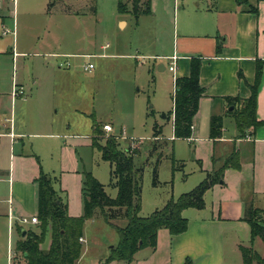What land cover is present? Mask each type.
Wrapping results in <instances>:
<instances>
[{
  "label": "rangeland",
  "instance_id": "1",
  "mask_svg": "<svg viewBox=\"0 0 264 264\" xmlns=\"http://www.w3.org/2000/svg\"><path fill=\"white\" fill-rule=\"evenodd\" d=\"M2 1L7 8L6 28L10 34L4 36L1 33V40L11 42L12 39L16 43V48L13 49L12 45L8 47L9 54L0 55V70L7 71L5 78L8 88H11L14 78L27 89L30 88L33 67L44 59L34 56L36 52L83 55L82 58L71 60L80 64L72 76L64 78L60 74L56 75V79L65 81V96L43 103L49 105L47 117H55L58 130H68L71 125V134L83 133V141L68 142L65 151L50 147L41 150L42 157L39 155L44 173L59 180L55 188L67 203L70 217L78 218L83 214L85 171L92 173L111 198L115 199L118 195L110 163L103 160L97 149L90 147L94 120L101 129L103 124L111 123L113 133L103 134L117 136L122 148L129 145L131 149L139 150L135 165L143 168L140 216L149 217L156 210L163 209L172 199H178L181 194L192 191L200 184L199 181L189 191L182 192L183 187L192 186L191 181L199 173L195 170L200 166L189 143L174 140L172 121L163 118V114L168 115L172 111L171 95H174L175 79L169 72L159 73L155 63L161 61L152 57L164 56L172 50L176 6H179V2L154 0L153 15L141 17L136 25L132 15L120 14L119 0H93L94 3L92 0H85V3L83 0ZM51 3L54 4L53 8L48 10ZM92 7L96 8L97 14L92 13ZM128 8L132 10L131 3ZM121 19L128 21V27L122 28ZM107 44L112 49L119 47L118 51L123 55H134L120 59H87V55L113 52L100 50L102 45ZM139 46L141 51L138 52ZM13 50L26 52L27 55L13 58ZM49 61L54 63L55 59L50 58ZM89 63L94 65L91 72L85 71ZM8 107L10 113V104ZM13 107L17 114V129L43 132L38 129L41 118L34 109L36 102L31 96L18 99ZM226 123L229 129H236L233 118H228ZM160 131L162 139L156 140V134ZM95 137L105 143L102 135ZM187 177L189 181L185 180ZM23 218L31 220L30 215H22L18 219L20 226H15L12 232L11 247L8 224L5 226L0 220V264H9V250L16 252L22 230L40 233V226L22 224L20 220ZM114 223L125 227L127 220H115ZM84 234L88 242L84 246L90 247V250L82 254L78 264H100L102 259L109 258V248L119 243L118 232L103 218L87 221ZM50 242L51 229L48 228L42 250L48 251ZM255 249L264 258L263 242L258 240ZM153 253V249L143 251L137 264L164 262V254L158 262V256Z\"/></svg>",
  "mask_w": 264,
  "mask_h": 264
},
{
  "label": "crops",
  "instance_id": "2",
  "mask_svg": "<svg viewBox=\"0 0 264 264\" xmlns=\"http://www.w3.org/2000/svg\"><path fill=\"white\" fill-rule=\"evenodd\" d=\"M83 2L85 3V0ZM92 2L94 3L93 0ZM178 2L172 50L164 56L152 57L161 61L155 63L159 73H171L168 69L169 58L177 56V78L190 75L192 59L202 61L200 78L206 93L200 101L194 120L192 138L183 140L189 143L200 167L195 170L199 173L191 181L192 186L183 187L182 192L189 191L199 181L203 182L209 173L221 169L235 148L240 152L241 169H229L225 172L223 182L205 194L204 209H187L183 212V216L188 220L185 233L172 236L168 230H160L158 245L153 254L158 256V262L159 257L164 254V262L159 264H243L241 247L255 249L258 240L263 242L260 238L253 241L251 226L242 219L249 207L264 209V125L246 138H239L236 123V129L227 127L226 120L233 118L227 113L233 112L234 107H229L225 99L238 98L245 101L252 95L251 87L255 83L257 61L264 62V0H176V4ZM50 5L48 10L53 8H50ZM6 12L7 8L0 0L2 35L8 30ZM153 13L154 0H151V14ZM94 14H97V11ZM139 20L140 18L135 19L136 25ZM119 22L122 28L128 27L127 20L121 19ZM10 41L3 42L0 36V55L9 54L10 45L13 49L16 48V43L12 39ZM100 50L113 52L87 55V59H120L134 55H123L118 51L119 47L112 49L110 44L102 45ZM137 51H141L140 46ZM26 55V52L13 50V58ZM33 55L44 59L33 67L29 89L15 78L11 88H8L5 78L7 71L0 70V195L4 192L0 198V220L5 226L8 224L10 247L12 232L15 226H20L18 219L22 215H30L31 219L38 217V190L35 181L42 167L39 161V155L43 156L41 150L50 147L56 150L59 147L63 152L67 149L68 142L83 141V133L71 134V125L68 130H58L55 117H47L49 105L43 104L65 96V81L56 79V75L60 74L59 76L64 78L72 76L80 64L71 60L82 58L83 55L52 51L36 52ZM50 58L55 59L54 63L49 61ZM63 68L68 69L70 73ZM15 88L23 89L24 95L14 97ZM30 96L36 102L34 109L41 118L38 129L43 132L17 129V114L13 106L18 99ZM171 97L173 110V95ZM8 104L11 106L10 113ZM52 109L54 110V107ZM52 109L50 111H53ZM213 116L224 117L223 136L216 142L210 139ZM256 117L258 121H264V67L257 93ZM105 125H110L114 130L111 123L103 124L102 129ZM173 138L176 140L174 128ZM155 139L162 137L160 135ZM90 144L92 145V141ZM185 180L189 181V177ZM31 225L39 226L40 221L39 224ZM83 239V245L88 244L85 234ZM51 243L52 241L49 249ZM147 249L150 248L139 251L132 264H137L140 254ZM89 250L90 247L84 246L82 254ZM106 261L107 257L102 259L100 264H107Z\"/></svg>",
  "mask_w": 264,
  "mask_h": 264
},
{
  "label": "trees",
  "instance_id": "3",
  "mask_svg": "<svg viewBox=\"0 0 264 264\" xmlns=\"http://www.w3.org/2000/svg\"><path fill=\"white\" fill-rule=\"evenodd\" d=\"M132 5V10L128 4ZM142 3V4H141ZM51 3L50 8L53 7ZM120 14L130 13L136 20L151 14V0H119ZM95 13L96 8L91 9ZM221 48L219 47V51ZM200 59H192L191 71L188 77L176 79L173 95V110L163 114V118L173 122L176 140H189L193 135L195 117L199 111L201 99L206 89L201 85ZM263 61H257L255 83L251 87L252 95L248 100L226 98L229 107H234L231 115L236 123L239 138L249 134L264 125L256 117L257 93L263 75ZM103 130V131H102ZM224 117L213 116L211 119L210 139L214 142L223 136ZM104 129L93 121L92 145L97 149L104 161L111 165L112 177L116 180L118 195L111 198L105 187L100 184L92 173L84 172L83 183V215L74 218L68 215V205L63 201L61 193L55 188L59 182L56 177L44 173L40 167V175L36 179L38 197V219L40 233L21 231V238L16 248L17 264H77L82 256L84 245L80 241L84 237V226L87 221L103 218L112 225L119 234V243L111 250L106 263L122 262L132 264L136 254L146 248L156 250L160 230H168L170 235L183 234L188 229V220L183 216L187 209L202 210L205 208V194L216 185L223 182L224 174L229 169L240 170V152L233 149L219 170L209 173L207 178L189 193L172 199L161 210H156L149 217L140 216L141 194L143 187V168L135 165V156L139 150L131 146L122 148L119 138L115 135H104ZM106 133V132H105ZM103 136L101 143L95 136ZM161 135L157 132L156 137ZM157 171H155V177ZM127 220L125 227L115 225V220ZM252 229L253 241L260 238L264 243V209L249 207L242 219ZM51 229V247L42 250L45 242V232ZM23 232L26 236L23 237ZM243 264H264V258L253 247H241ZM22 260L24 263H22Z\"/></svg>",
  "mask_w": 264,
  "mask_h": 264
},
{
  "label": "built area",
  "instance_id": "4",
  "mask_svg": "<svg viewBox=\"0 0 264 264\" xmlns=\"http://www.w3.org/2000/svg\"><path fill=\"white\" fill-rule=\"evenodd\" d=\"M10 33L9 30H5L4 31V35H8ZM170 60V63H169V71L174 75V83L176 85V75H177V70H178V61H179V58L177 56H174V57H171L169 58ZM94 69V65L93 64H88L87 66H85V71H88V72H91L92 70ZM176 90V88H175ZM175 93V91H174ZM21 95H24V91L23 89H16L14 90L13 92V96L14 97H18V96H21ZM104 131L107 133V134H110V133H113V128L110 126V125H105L104 126ZM20 222L22 224H39V219L38 217H33L31 220L27 219V218H23L20 220ZM82 243H84V239L82 238L80 240ZM16 252H14L12 249L9 250V264H17L16 263Z\"/></svg>",
  "mask_w": 264,
  "mask_h": 264
},
{
  "label": "water",
  "instance_id": "5",
  "mask_svg": "<svg viewBox=\"0 0 264 264\" xmlns=\"http://www.w3.org/2000/svg\"><path fill=\"white\" fill-rule=\"evenodd\" d=\"M232 110V109H231ZM26 236V232H23V237H25Z\"/></svg>",
  "mask_w": 264,
  "mask_h": 264
}]
</instances>
